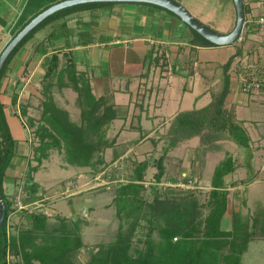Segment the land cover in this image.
<instances>
[{
    "label": "crops",
    "instance_id": "crops-1",
    "mask_svg": "<svg viewBox=\"0 0 264 264\" xmlns=\"http://www.w3.org/2000/svg\"><path fill=\"white\" fill-rule=\"evenodd\" d=\"M59 1L0 0V36L3 41L11 38L40 11ZM243 1L248 8L243 28L252 27L253 31L243 41L228 45H194L190 42L192 36L186 24L173 12L137 2H115L77 11L55 19L37 31L11 61L0 93L5 119L16 141L15 154L3 180L6 197L14 198L22 187L29 164L37 163L33 158L35 144L31 140V128L34 126H30L27 118L35 117L31 113V105L41 97L39 80L44 72L41 66L44 55L35 53L34 49L40 41H44L48 54L54 50L60 54H71L77 70L89 78L95 96L111 97L116 117L107 125L105 132L106 137L114 142L102 154L104 164L95 169L71 165L78 167L74 170L64 161L58 149H49L47 157L32 173L38 184V199L24 203L26 211L41 210L52 219L61 215L76 220L55 208V200L104 186L113 193L118 183L134 178L133 165L141 161L148 162L144 176L147 188L149 184H154V161L163 153L165 174L162 181L156 184L158 188L168 184L166 189L169 190L177 189L173 188L176 186L209 190L213 170L225 157H219L213 146L219 141L226 143L230 139L226 133L210 144H202L198 136H193L179 141L166 152L164 149L168 144L167 131L173 117L179 112L206 106L212 94L222 89L225 76L228 77V91L223 108L244 128L249 142L247 147L241 145L244 151L239 161L235 155L229 154L235 167L224 177L229 197L221 228L230 229L232 212L240 210L239 206L233 210V204L238 202L235 199L237 195L250 215L256 206L264 208L260 191L263 178L259 177L261 167L257 163L261 157L259 148L264 149V96L244 93L239 88L242 74L251 73L256 68L264 73V30L259 24L249 22L264 14V6L255 0ZM235 17L234 7L232 27L227 32L233 28ZM157 47L165 53L163 63H154L147 58ZM230 59L232 61L225 70V64ZM253 62L256 66H250ZM220 83L222 87L214 89ZM60 91L55 90L54 99ZM13 95H16L15 103L12 102ZM199 101L205 104L196 105ZM24 106L26 114L22 115L21 108ZM194 138L196 143L191 146ZM190 147H197L196 153L191 151L194 155L175 151L184 148L187 152ZM222 148L227 150L224 146ZM47 166L55 169H50L51 178L44 181V174L47 173L41 172ZM239 169H242L241 173L237 172ZM64 172L68 175L58 174ZM185 178L190 180L189 183L184 182ZM68 180L72 181V185L66 187ZM250 191L257 197L252 208L247 202ZM112 197L113 194L104 203L105 207H111ZM23 211L15 210L10 214L9 234L16 233L17 228L25 224ZM71 211L76 212L74 206H71ZM93 211L88 206L85 213ZM256 240L264 239L249 242L241 264H255L246 260L245 255L250 244ZM83 243L85 246L81 250L87 247V243Z\"/></svg>",
    "mask_w": 264,
    "mask_h": 264
},
{
    "label": "trees",
    "instance_id": "trees-1",
    "mask_svg": "<svg viewBox=\"0 0 264 264\" xmlns=\"http://www.w3.org/2000/svg\"><path fill=\"white\" fill-rule=\"evenodd\" d=\"M111 4L114 3L78 4L46 17L25 35L6 58L0 70V93L11 61L37 31L60 17ZM244 10L245 13L248 11L245 5ZM186 27L191 33L192 44L215 46L188 25ZM251 31L252 27L247 30L245 38ZM2 42L3 37L0 36V45ZM34 52L44 55L41 63L44 72L39 80L42 100L40 116L37 119L27 118L30 126H35L31 140L36 143L33 158L37 163L29 164L25 173V196L21 198L23 203L38 199V184L32 173L51 148L58 149L64 161L73 166L95 169L103 165L102 154L114 142L106 137L105 129L116 117L111 97L93 94L89 78L77 70L70 53L60 54L54 50L48 54L44 41L35 46ZM237 53L240 54L241 50L238 49ZM147 58L154 63H163L165 53L157 47ZM231 61L225 64V70ZM260 73L258 70L257 75ZM64 88H70L76 94L78 121L72 120L69 111L59 106L54 99L55 89L60 91ZM227 91L228 77L225 76L222 89L212 94L206 106L176 114L167 131L168 144L164 152L179 141L193 136H198L202 144H210L224 133L247 147L249 137L246 131L223 108ZM12 102H16V95L12 96ZM21 114H26V106L21 108ZM15 143L0 102V192L5 204L4 221L0 227V264H7L8 252L17 258L13 264H75L76 253L85 246L77 220L61 215H55L50 220L42 211L25 210V224L19 226L16 233H8L9 216L16 208L14 200L8 199L4 193L3 180L15 154ZM163 160L164 153L154 161L156 172L149 191L144 185L147 161L134 163V178L114 187L110 205L114 207L118 220L115 238L89 246L90 254L84 264H241L249 242L264 239V208L261 207L255 209L251 218L244 217L240 210L233 211L230 229L221 228L229 194L224 177L235 167L230 155L215 166L204 206L200 204L197 190L169 194L157 187L156 184L162 181L165 174ZM189 181L188 178L184 179V182ZM203 207L207 209L206 214L203 213ZM138 230L143 232V239L135 237ZM135 238L141 246H134Z\"/></svg>",
    "mask_w": 264,
    "mask_h": 264
},
{
    "label": "rangeland",
    "instance_id": "rangeland-1",
    "mask_svg": "<svg viewBox=\"0 0 264 264\" xmlns=\"http://www.w3.org/2000/svg\"><path fill=\"white\" fill-rule=\"evenodd\" d=\"M179 3H181L190 13L193 15L196 19L201 21L203 24L207 25L211 29L226 33L229 29V27H232V19H233V3L231 0H178ZM10 37L7 39V41H3L0 45V51L2 48L7 44ZM219 71V70H217ZM222 87V84L220 83L218 86H215L214 89H220ZM56 90V89H55ZM76 94L74 91H72L70 88H65L60 91V93L55 94V100L56 103L68 109L71 119L74 121L79 120V109L76 106L75 103ZM42 100V97H38V99L33 101L31 113L35 115V119H37L40 116V101ZM196 105H203L202 101L197 102ZM205 104V103H204ZM35 129V126L31 128V132L33 133V130ZM31 133V137H32ZM221 140V139H220ZM33 141V140H32ZM196 139L191 140V146L195 145ZM36 144V143H35ZM226 147L227 150L223 149ZM215 148V151L219 155V157H223L229 155L230 153L235 157L239 158L241 157L240 154H242L243 147L236 143L233 139H228L226 143L218 142V145L213 146ZM197 147L193 149L192 147L189 148V150L186 152L184 148H177L175 151L177 153H188V156L194 155L196 153ZM229 151V152H227ZM259 151L261 152V157H259V167H261L260 175L259 177L263 178L261 183V199L264 200V149L259 148ZM68 165V164H67ZM53 166V164L51 165ZM51 166H47L46 169L42 170L41 173H47L44 174V181L49 180L50 169H55ZM74 170L78 169V167H73L69 165ZM80 170V169H79ZM78 171V170H77ZM242 169H239L237 172L241 173ZM61 176H66L68 173H58ZM149 174V173H148ZM47 182V181H46ZM48 183V182H47ZM45 183V184H47ZM189 183V182H188ZM72 185V181H71ZM70 185V186H71ZM151 185L149 184L147 187V190L149 191V187ZM171 186V185H170ZM169 187V185L162 186L160 188L163 192H168L169 194H179L187 192L188 190H197L199 193H197V197L200 201V204L202 206L205 205L208 195V190L206 189H194L192 187H186V186H176L173 188V190L166 189ZM104 188V189H103ZM112 190H108L106 186L104 187H97L93 190H89L80 194L72 195L70 198L65 197L61 199H56L53 206L57 208L59 211H63V213H66L69 217H72L80 222V231L82 235V239L85 243H87V247L84 249H80L76 255H75V264H84L86 260L89 257V246L96 244V243H103V242H109L112 241L115 238V233L117 230L118 220L115 216L114 208L111 207H105L104 203L109 201L112 196ZM149 195V194H147ZM245 195V194H244ZM229 197V196H228ZM256 196L252 191H250L248 196V206L252 208L255 205ZM236 204H233V210L237 209L235 207H240L241 213L246 218H251L252 214L250 215L248 211L246 210L245 204H241L240 200L241 197L239 195L236 196ZM234 199V200H235ZM71 206L75 207L76 212L72 213ZM88 206H91L92 209H94L93 212L85 213ZM259 206H256L255 209H257ZM254 210V209H253ZM255 212V211H252ZM203 213H207V209L203 207ZM49 218L52 219V216ZM154 236H156V233H154ZM136 238L143 239V232L141 230H138L136 235ZM136 238L134 239V246H141L138 242L136 243ZM245 259L252 260V263L255 264H264V240H256L250 244L249 250L245 255Z\"/></svg>",
    "mask_w": 264,
    "mask_h": 264
},
{
    "label": "water",
    "instance_id": "water-1",
    "mask_svg": "<svg viewBox=\"0 0 264 264\" xmlns=\"http://www.w3.org/2000/svg\"><path fill=\"white\" fill-rule=\"evenodd\" d=\"M236 17L233 28L226 33L218 32L207 25L203 24L201 21L196 19L191 13L178 1L176 0H61L56 2L47 8L40 11L36 14L32 19L29 20L28 23L24 25V27L19 30L6 44L0 54V70L10 54L13 48L27 35L34 27H36L40 22H42L46 17L51 14L78 4L84 3H92V2H137V3H148L152 5H156L162 8H165L171 12H173L176 16H178L186 25L190 28L198 32L202 37L209 40L215 45H228L234 43L240 33L242 32L244 23H245V10H244V1L243 0H232ZM5 216V204L1 197L0 192V227L3 225Z\"/></svg>",
    "mask_w": 264,
    "mask_h": 264
},
{
    "label": "built area",
    "instance_id": "built-area-1",
    "mask_svg": "<svg viewBox=\"0 0 264 264\" xmlns=\"http://www.w3.org/2000/svg\"><path fill=\"white\" fill-rule=\"evenodd\" d=\"M256 2H258L261 6H264V0H255ZM249 22L252 24L257 23L259 24V26L261 28H263L264 30V14L263 15H259L255 20H249ZM249 28H243L242 32L240 33L237 41H243L245 38V34L247 32ZM263 39H264V31H263ZM250 66H256V62L251 63ZM257 68L251 72L248 73L246 75L242 74L239 79V88L242 92L244 93H248L251 95H259V96H264V73H262V71H260V75H257ZM66 187H69L71 185V180L66 181L65 183ZM21 188L19 190V192L14 196L13 200H14V206L16 208V210H27V205L24 204L21 200L22 198V193H23V182L21 184ZM29 211H41V210H29ZM8 226H10V221H8ZM9 229V227H8ZM17 260V258L12 255L11 253H7L6 256V261L7 264H13V262Z\"/></svg>",
    "mask_w": 264,
    "mask_h": 264
}]
</instances>
